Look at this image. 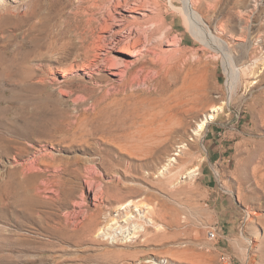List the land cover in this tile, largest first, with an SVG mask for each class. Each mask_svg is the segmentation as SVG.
<instances>
[{
    "label": "rangeland",
    "instance_id": "rangeland-1",
    "mask_svg": "<svg viewBox=\"0 0 264 264\" xmlns=\"http://www.w3.org/2000/svg\"><path fill=\"white\" fill-rule=\"evenodd\" d=\"M113 1L0 0V264H264V0Z\"/></svg>",
    "mask_w": 264,
    "mask_h": 264
},
{
    "label": "bare ground",
    "instance_id": "bare-ground-1",
    "mask_svg": "<svg viewBox=\"0 0 264 264\" xmlns=\"http://www.w3.org/2000/svg\"><path fill=\"white\" fill-rule=\"evenodd\" d=\"M146 0H134V1H132V2H129V0H114L113 2H115L114 3V5H115V7H120V9H123L124 11H125V13H122L120 10H114V11H117V12H114L113 14L111 13V11H110V13L107 15V17H105V18H103V21H101V24H100V28H102V29H111L114 25H126L127 27H128V30H129V32L131 31V29L133 30L134 29V27H135V25H136V27H135V30L136 29H138L139 28V30H142V26H140L141 25V23H139L137 20H136V17H138V14L139 15H141V16H146L147 14H146V10H147V3L145 2ZM149 2V1H148ZM183 5H184V9H185V15L187 16V18L186 19H188V18H191V21H193V25L194 26H190V24H188L189 25V27H190V29L192 30V31H196V29H198L199 31H201V34H203L204 36H206L207 34L210 36V39H212V40H214L220 47H221V50L223 49H225V43H224V41L222 40V39H220V38H218V36H216V35H212V33H207V31H202L203 29H205V28H203V26L201 27L200 25V21H199V14L197 13V11L196 10H194V8L192 7V0H183ZM6 9V8H5ZM108 10V9H107ZM10 15V14H9ZM14 15V14H13ZM23 17V16H22ZM140 17V16H139ZM13 18V17H12ZM21 18V17H20ZM128 18H130V19H128ZM94 19V18H93ZM99 19V18H98ZM147 19V18H146ZM189 21V20H188ZM187 21V22H188ZM99 22V21H98ZM132 26H134V27H132ZM101 29V30H102ZM100 30V29H99ZM127 30V31H128ZM120 31L121 30H119V31H114L115 33H120ZM137 31V30H136ZM122 32V31H121ZM125 32V31H124ZM140 32V31H139ZM82 35V34H81ZM122 35V34H121ZM136 35H138V39L137 38H135V41H123L121 44V47L119 48V50L118 51H120L121 53H123V54H125V55H135V50L136 51H138L137 50V46L135 45L136 44V42H138V44L140 43H142V39H141V36L139 35V33L137 32V34ZM207 35V36H208ZM80 36V35H79ZM98 36H99V34H98ZM119 36V35H118ZM131 36V35H130ZM81 37H83V36H81ZM105 38V37H104ZM120 38V37H119ZM124 38V37H123ZM134 37H132V39H133ZM115 40V39H114ZM137 40V41H136ZM117 41V40H116ZM115 42V41H114ZM113 45V44H112ZM115 45V44H114ZM113 45V46H114ZM118 49V48H117ZM222 50V51H223ZM139 52V51H138ZM4 56V55H3ZM16 59V58H15ZM107 59V58H106ZM96 60V59H95ZM100 60V59H99ZM105 60V59H104ZM103 60V61H104ZM108 60V59H107ZM228 62H226L225 64H226V69H225V72H226V74H227V76H228V78H230L231 77V82L232 83H234V81L237 79V69L235 68V66H234V64H233V62H232V60L229 58L228 60H227ZM9 62V61H8ZM93 63H94V61H93ZM106 63V62H105ZM122 63V62H121ZM7 64V63H6ZM89 64V65H88ZM88 64H85V68H82L83 70H85V69H88L91 65H93L92 64V62H89ZM109 64V63H108ZM112 64V63H111ZM114 64V63H113ZM123 64V63H122ZM94 65H95V63H94ZM127 65V64H126ZM7 66V65H6ZM7 68H8V66H7ZM11 69V68H10ZM120 73L121 72H118V73H115V75H119L120 76ZM63 75H65V74H63ZM4 78V77H3ZM194 78V77H193ZM195 78H197V77H195ZM198 81V80H197ZM196 83V79H194L193 81H191V83L190 84H195ZM230 84V83H229ZM232 86V85H231ZM198 95V94H197ZM177 98V97H176ZM180 101H182L181 99H180ZM183 103V102H182ZM220 108V106H214V107H211L210 108V111H218V109ZM175 113V112H174ZM177 116V115H176ZM176 116H175V118H176ZM166 117H167V120H165V118H164V120L165 121H175V119L174 120H172L173 118V114H170L169 113V115L167 116L166 115ZM205 117V116H204ZM213 117V115L210 113L209 114V116L207 115L206 116V120H203L199 125H198V128H197V130H196V134H199V131H201V130H203L204 128H205V126H206V123H207V121H208V119H210V118H212ZM164 120H163V124L165 123L164 122ZM170 123H172V122H169V124ZM198 124V123H197ZM168 125V124H167ZM175 155H179V153L178 152H176L175 153ZM171 160H175V158H172ZM192 171L193 170H189L188 171V175H190L191 173H192ZM97 199V198H96ZM127 205H130L129 203H127ZM125 206V205H124ZM126 207V206H125ZM248 218H250V216H247ZM135 229H137L136 227H135ZM73 232V231H72ZM122 233V232H121ZM117 235V234H116Z\"/></svg>",
    "mask_w": 264,
    "mask_h": 264
},
{
    "label": "built area",
    "instance_id": "built-area-1",
    "mask_svg": "<svg viewBox=\"0 0 264 264\" xmlns=\"http://www.w3.org/2000/svg\"><path fill=\"white\" fill-rule=\"evenodd\" d=\"M219 234V225L216 222L209 227L206 232V237L209 241H214L219 236ZM221 260V264H232L230 258L225 255L221 258Z\"/></svg>",
    "mask_w": 264,
    "mask_h": 264
}]
</instances>
